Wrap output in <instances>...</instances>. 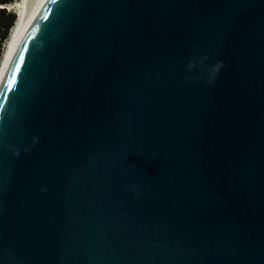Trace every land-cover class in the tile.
<instances>
[{"label":"water","instance_id":"1","mask_svg":"<svg viewBox=\"0 0 264 264\" xmlns=\"http://www.w3.org/2000/svg\"><path fill=\"white\" fill-rule=\"evenodd\" d=\"M0 264H264V0H32Z\"/></svg>","mask_w":264,"mask_h":264},{"label":"bare ground","instance_id":"2","mask_svg":"<svg viewBox=\"0 0 264 264\" xmlns=\"http://www.w3.org/2000/svg\"><path fill=\"white\" fill-rule=\"evenodd\" d=\"M14 1L15 0L11 1L12 3L9 2L10 4L5 3V4H7V6L5 4H1V5H5L8 9L9 8L14 9L17 13V17L15 19V22L12 24L6 39L3 42V48L1 50L2 53L0 56V68L2 66L3 56L8 52V49L11 45L13 37H14L21 21L23 20L32 0H16L15 2Z\"/></svg>","mask_w":264,"mask_h":264},{"label":"trees","instance_id":"3","mask_svg":"<svg viewBox=\"0 0 264 264\" xmlns=\"http://www.w3.org/2000/svg\"><path fill=\"white\" fill-rule=\"evenodd\" d=\"M11 1L13 0H0V4L9 3ZM15 19V12L8 10L6 7L0 6V50L12 24L15 22Z\"/></svg>","mask_w":264,"mask_h":264},{"label":"rangeland","instance_id":"4","mask_svg":"<svg viewBox=\"0 0 264 264\" xmlns=\"http://www.w3.org/2000/svg\"><path fill=\"white\" fill-rule=\"evenodd\" d=\"M15 1H16V0H15ZM15 1H14V2H15ZM11 3H12V2H11ZM9 4H10V3H9ZM5 5L7 6V4H5ZM5 5H4V6H5ZM0 6H2V5H0ZM9 10L14 11V9H11V8H9ZM16 17H17V15H16ZM2 48H3V44H2L1 50H2ZM1 50H0V56H1V53H2Z\"/></svg>","mask_w":264,"mask_h":264},{"label":"clouds","instance_id":"5","mask_svg":"<svg viewBox=\"0 0 264 264\" xmlns=\"http://www.w3.org/2000/svg\"><path fill=\"white\" fill-rule=\"evenodd\" d=\"M1 5V4H0ZM1 7H6V6H4V5H2ZM7 8V7H6ZM8 9V8H7ZM9 10V9H8ZM13 12H15V14L17 15V13H16V11L14 10Z\"/></svg>","mask_w":264,"mask_h":264},{"label":"snow or ice","instance_id":"6","mask_svg":"<svg viewBox=\"0 0 264 264\" xmlns=\"http://www.w3.org/2000/svg\"><path fill=\"white\" fill-rule=\"evenodd\" d=\"M17 67H18V65H17Z\"/></svg>","mask_w":264,"mask_h":264}]
</instances>
